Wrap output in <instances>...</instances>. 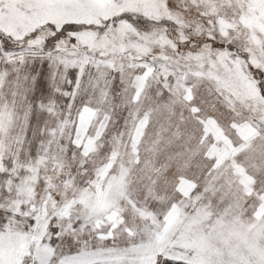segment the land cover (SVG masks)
<instances>
[{"label": "snow or ice", "instance_id": "obj_1", "mask_svg": "<svg viewBox=\"0 0 264 264\" xmlns=\"http://www.w3.org/2000/svg\"><path fill=\"white\" fill-rule=\"evenodd\" d=\"M0 264H264V0H0Z\"/></svg>", "mask_w": 264, "mask_h": 264}]
</instances>
